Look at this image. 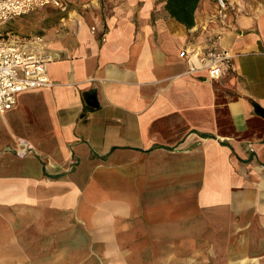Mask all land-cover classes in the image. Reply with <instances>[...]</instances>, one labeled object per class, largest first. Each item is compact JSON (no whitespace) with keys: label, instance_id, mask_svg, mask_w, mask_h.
<instances>
[{"label":"crops","instance_id":"1","mask_svg":"<svg viewBox=\"0 0 264 264\" xmlns=\"http://www.w3.org/2000/svg\"><path fill=\"white\" fill-rule=\"evenodd\" d=\"M62 1L16 40L48 58L51 85L0 116V249L165 264L221 234L264 236V8L231 0L222 25L201 0L189 30L165 0ZM212 44L234 56L219 80ZM190 45L199 58L180 57Z\"/></svg>","mask_w":264,"mask_h":264},{"label":"built area","instance_id":"2","mask_svg":"<svg viewBox=\"0 0 264 264\" xmlns=\"http://www.w3.org/2000/svg\"><path fill=\"white\" fill-rule=\"evenodd\" d=\"M216 5L217 13L211 20L226 25L228 11L234 6L228 0H216ZM45 8L64 11L66 5L62 0H0V26ZM180 57L199 58L200 55L198 49L190 45L180 53ZM233 58L229 51L215 44H212L202 56V60L208 63L209 77L213 80H219L226 74ZM47 65L48 58L35 53L16 40L0 35V116L14 108L22 92L51 85ZM201 70L196 66L190 68V71L195 73Z\"/></svg>","mask_w":264,"mask_h":264},{"label":"rangeland","instance_id":"3","mask_svg":"<svg viewBox=\"0 0 264 264\" xmlns=\"http://www.w3.org/2000/svg\"><path fill=\"white\" fill-rule=\"evenodd\" d=\"M244 3L241 10L244 14H253L264 8V0H244ZM64 4L66 5V3ZM215 4L216 0H210L208 7L211 10L210 13H212ZM28 16H31V19L24 23L23 33L16 32V30H20L19 26L12 25L14 22H11L0 26L2 37L23 42L36 40L41 36L42 27L59 17L55 11H46L45 9L28 14ZM248 230L235 234H221L216 241L207 245L203 244V251L193 258H189L188 261H169L165 264H264V244L262 242L264 236L252 235L251 232L248 233ZM2 246L3 244H0V247ZM37 247L38 245L33 243V245L26 246L27 250L24 251L11 252L0 249V264H54L52 257L55 251L53 249L40 251L35 249ZM41 258L45 259L42 263ZM94 262L96 263V261ZM97 262V264H101L100 260Z\"/></svg>","mask_w":264,"mask_h":264},{"label":"trees","instance_id":"4","mask_svg":"<svg viewBox=\"0 0 264 264\" xmlns=\"http://www.w3.org/2000/svg\"><path fill=\"white\" fill-rule=\"evenodd\" d=\"M201 0H165L168 15L187 29L195 27V13Z\"/></svg>","mask_w":264,"mask_h":264},{"label":"bare ground","instance_id":"5","mask_svg":"<svg viewBox=\"0 0 264 264\" xmlns=\"http://www.w3.org/2000/svg\"><path fill=\"white\" fill-rule=\"evenodd\" d=\"M41 219V218H40ZM41 225V224H40Z\"/></svg>","mask_w":264,"mask_h":264}]
</instances>
